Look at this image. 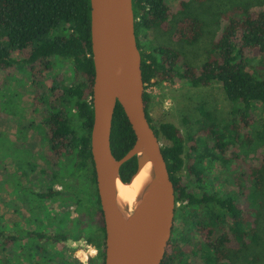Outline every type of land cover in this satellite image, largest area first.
<instances>
[{
    "label": "trees",
    "instance_id": "16d2710c",
    "mask_svg": "<svg viewBox=\"0 0 264 264\" xmlns=\"http://www.w3.org/2000/svg\"><path fill=\"white\" fill-rule=\"evenodd\" d=\"M209 1H181L175 13L166 0H133L146 112L160 140L167 142L163 153L176 191L175 221L181 219L200 238L198 251H193L194 260L185 262V256L192 252L186 231L174 230L162 264H260L258 252L264 247V155L256 165L247 158L251 150L264 145V124L251 133L255 107L260 104L264 108V10L255 12L237 4L223 12L226 25L200 66L192 65L181 50L158 42L159 34H165L173 42L196 45L203 36L204 24L188 9L191 3ZM247 54L258 63L254 65ZM59 69H65L72 82L64 85L57 76L41 101L40 89L46 77ZM18 70L26 72L31 80L35 104L46 105L37 127L44 146L41 155L53 164L64 160L69 164L51 171L52 184L41 192L29 185L35 171L32 159L27 158L30 154L13 142L6 155L15 160L23 191L38 200L70 202L77 215L69 216L67 230L57 234L27 231L23 237L35 245L28 252L29 259L32 264H75L48 255L46 245L83 238L96 248L101 260L91 257L88 264H104L106 230L91 151L95 80L91 1L0 0V71L11 76ZM175 79L196 88L221 84L235 115L233 121H218L199 108L204 118L189 142L173 122L153 125L149 112L152 98L147 90ZM135 141L132 126L118 104L111 136L116 159H122ZM243 147L246 151L242 154ZM216 163L222 166V173L211 177L213 173L208 171ZM137 168L136 158L126 162L120 170L122 182L130 183ZM186 171L188 179L184 178ZM228 185L230 190H226ZM19 239L18 234L0 227L2 252ZM0 264L11 263L2 257Z\"/></svg>",
    "mask_w": 264,
    "mask_h": 264
},
{
    "label": "rangeland",
    "instance_id": "374dc122",
    "mask_svg": "<svg viewBox=\"0 0 264 264\" xmlns=\"http://www.w3.org/2000/svg\"><path fill=\"white\" fill-rule=\"evenodd\" d=\"M181 1L184 0H166L175 13L178 11ZM237 4L246 5L255 12L264 10V0H211L204 4L191 3L189 12L197 16L204 24L203 36L200 41L194 46H187L171 41L168 35L159 34L158 42L181 50L192 65L200 66L206 61L213 42L226 25L221 14ZM142 41H144V37H142ZM245 56L251 61H255L254 65L258 63V60L252 59L251 55ZM57 76L64 81V85H69L73 79L65 69L57 70L55 75H48L40 89L41 98L46 97L48 89L53 85ZM147 92L152 98L149 112L153 119V125L158 126L165 121L173 122L181 130L187 142H189V136L196 134L199 120L202 121L204 118L199 112V108H204L213 114L218 121L231 122L235 118L231 103L219 83H215L211 87L196 88L184 80L175 79L172 83L149 88ZM35 99V89L26 72L18 70L8 76L6 72L0 71V227H5L6 232L11 231L20 237L6 252H2L0 249V258L6 257L11 264H32L28 252H32L31 248L35 245L33 246V241L23 237L27 231H44L49 235L57 234L59 231L67 230L69 216L77 217L75 207L70 202L38 200L27 191H23L15 160L6 155L9 149L13 148V142L16 148L24 150L25 154H30L31 158H27L32 159L35 171L31 173L32 184L29 183V185L41 192H45L52 184L53 178L49 173L56 172L59 168L69 164L68 160L53 164L48 158L41 155L44 146L37 127L43 121V111L46 105H36ZM252 120L254 127L251 133L255 134L262 129L264 124V108L260 104L255 107ZM162 145H167V142L162 140ZM245 151L246 149L243 147L241 153L243 154ZM249 154L248 162L258 164L264 155V145H258ZM186 162L189 163L187 156ZM208 173H213L211 177L218 175L222 173V166L216 163L213 170ZM187 175L186 171L185 179H188ZM231 188L228 185L226 190ZM174 230L186 231L192 252L185 256L184 261L192 262L194 260L193 251H198L199 236L189 230L179 218L174 223ZM68 241L48 242L46 250L48 255H54L67 262L77 264V261L80 262V260L75 258V253L79 249L70 248ZM46 242L44 241V244ZM258 254L262 258L260 264H264V247ZM201 255L200 251L199 260H201ZM97 256L98 252L95 258L100 262L101 260ZM90 258L91 256L88 262Z\"/></svg>",
    "mask_w": 264,
    "mask_h": 264
},
{
    "label": "water",
    "instance_id": "95a60500",
    "mask_svg": "<svg viewBox=\"0 0 264 264\" xmlns=\"http://www.w3.org/2000/svg\"><path fill=\"white\" fill-rule=\"evenodd\" d=\"M90 1L95 66L91 151L106 230L104 264H162L173 235L176 191L162 140L147 117L133 0ZM118 104L136 135L132 149L119 160L111 144ZM133 158L138 164L133 179L149 163L152 178L138 206L125 216L118 206L117 184L132 182H122L120 170Z\"/></svg>",
    "mask_w": 264,
    "mask_h": 264
},
{
    "label": "bare ground",
    "instance_id": "6f19581e",
    "mask_svg": "<svg viewBox=\"0 0 264 264\" xmlns=\"http://www.w3.org/2000/svg\"><path fill=\"white\" fill-rule=\"evenodd\" d=\"M152 178V165L149 163L128 185L118 182V206L128 216L138 206V199Z\"/></svg>",
    "mask_w": 264,
    "mask_h": 264
},
{
    "label": "clouds",
    "instance_id": "9594fccd",
    "mask_svg": "<svg viewBox=\"0 0 264 264\" xmlns=\"http://www.w3.org/2000/svg\"><path fill=\"white\" fill-rule=\"evenodd\" d=\"M67 243L70 248L79 249L75 253V258L80 260V264H87L90 256L95 257L97 255L96 248L92 245L87 244L84 240H80L78 242L69 240Z\"/></svg>",
    "mask_w": 264,
    "mask_h": 264
},
{
    "label": "flooded vegetation",
    "instance_id": "af4514ba",
    "mask_svg": "<svg viewBox=\"0 0 264 264\" xmlns=\"http://www.w3.org/2000/svg\"><path fill=\"white\" fill-rule=\"evenodd\" d=\"M90 188L92 189L93 188V185L91 184ZM94 189V188H93Z\"/></svg>",
    "mask_w": 264,
    "mask_h": 264
},
{
    "label": "built area",
    "instance_id": "2783aa9c",
    "mask_svg": "<svg viewBox=\"0 0 264 264\" xmlns=\"http://www.w3.org/2000/svg\"><path fill=\"white\" fill-rule=\"evenodd\" d=\"M153 88H155V87H153Z\"/></svg>",
    "mask_w": 264,
    "mask_h": 264
}]
</instances>
